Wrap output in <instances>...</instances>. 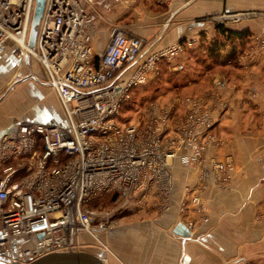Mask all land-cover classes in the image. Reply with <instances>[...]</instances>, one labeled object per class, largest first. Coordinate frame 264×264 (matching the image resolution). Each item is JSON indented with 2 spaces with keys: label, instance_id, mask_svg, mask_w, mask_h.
I'll use <instances>...</instances> for the list:
<instances>
[{
  "label": "built area",
  "instance_id": "2783aa9c",
  "mask_svg": "<svg viewBox=\"0 0 264 264\" xmlns=\"http://www.w3.org/2000/svg\"><path fill=\"white\" fill-rule=\"evenodd\" d=\"M117 1L45 0L30 47L36 0H0V60L10 44L18 56L36 58L65 114L61 123L26 120L0 136V256L7 264L80 249L82 235L110 252L98 233L116 225L122 203L107 207L91 201L110 191L119 192L121 202L154 190L168 194L175 162H200L214 140L215 114L200 96L178 102L185 111L174 124V103H150L143 123L121 121L134 89L164 60L183 70L187 49L197 38L143 51L139 36L113 24L110 41L97 55L95 24ZM247 14L215 17L237 21ZM253 39V50L264 58V38ZM232 169L230 158H211L202 176L225 186ZM193 202L204 208L199 196Z\"/></svg>",
  "mask_w": 264,
  "mask_h": 264
},
{
  "label": "crops",
  "instance_id": "0c3cea01",
  "mask_svg": "<svg viewBox=\"0 0 264 264\" xmlns=\"http://www.w3.org/2000/svg\"><path fill=\"white\" fill-rule=\"evenodd\" d=\"M222 12L248 14L222 22L215 17ZM245 19L247 26L235 27ZM113 24L139 36L143 51L196 37L194 46L187 49L186 66L198 61L199 55L208 63L229 68L212 75L215 90L211 95H187L202 97L216 118L211 130L214 140L202 160L191 166L176 161L168 194L154 190L143 199H117L122 209L116 225L98 233L110 252L86 235H82L80 249L99 254L106 264H264V58L262 53L248 50L249 39L264 37V0H119L95 24L92 42L97 55L110 41ZM221 26L236 32L233 41L239 50L233 59L228 48L222 47V55L212 56L200 46L215 38L223 40ZM14 56L10 44L0 66L9 57L14 62L10 64L19 65ZM21 60L20 65L28 64L26 56ZM37 72L38 80L26 82L39 89V82H47L43 68ZM217 89L224 104L218 109L211 103ZM54 94L58 105L53 110L39 111L35 117L23 113L8 124L0 121V136L26 120L63 122V106ZM211 158L231 159L234 168L225 186L216 178L202 176ZM194 196L203 202L202 210L193 202ZM0 264H7L1 256Z\"/></svg>",
  "mask_w": 264,
  "mask_h": 264
},
{
  "label": "rangeland",
  "instance_id": "374dc122",
  "mask_svg": "<svg viewBox=\"0 0 264 264\" xmlns=\"http://www.w3.org/2000/svg\"><path fill=\"white\" fill-rule=\"evenodd\" d=\"M248 22V19H245L242 23H236L235 27H245ZM251 41V39L248 40L250 46L248 50L250 51L253 50V41L250 43ZM25 56L28 60V64L25 63L27 67L20 65L21 59ZM25 56L20 57L15 54L14 57L19 60V65L10 64L9 62H14L9 57V64L5 62L0 66V121L6 124L23 113L35 117L39 116V111L48 113V111L55 108V105H58L54 91L48 86L49 84L47 85V83L43 82L42 85L39 82L37 87L41 88V91L26 82L27 80H34V78L38 80L35 72L38 71L37 73L40 74L42 66L32 55L27 53ZM247 59L249 58L247 57L244 60ZM2 60H0V63ZM187 63L183 70H177L172 62L162 61L158 71L154 72L145 83L134 89L131 99L123 108L121 121L125 123H143L148 117L147 108L150 103H156L158 106L174 103L176 108L171 116V122L174 124L185 111L182 103L178 104V102L190 94H210L215 90L213 80L215 76L212 75H215L218 71H226L229 68V66L225 65L220 66L216 63H208L203 58L198 59L194 63ZM32 65H35V67L33 68ZM43 90L46 92H43ZM219 92L221 91L215 92V96L211 100V103H214L217 109L224 107L223 101L219 99ZM74 104V102H71L70 106L73 107ZM227 106H229V102H227ZM230 162L232 163L231 159ZM114 198V194L107 192L96 200L95 204L111 207L117 203V198L115 200Z\"/></svg>",
  "mask_w": 264,
  "mask_h": 264
},
{
  "label": "water",
  "instance_id": "95a60500",
  "mask_svg": "<svg viewBox=\"0 0 264 264\" xmlns=\"http://www.w3.org/2000/svg\"><path fill=\"white\" fill-rule=\"evenodd\" d=\"M45 0H36V5L33 13L30 33L29 46L34 47L40 19L43 15ZM3 133V132H2ZM182 225L178 228H183ZM188 231V230H187ZM187 234V233H186ZM42 234H39L41 236ZM19 264H106L104 259L90 250L86 249H69L58 250L46 253L35 259Z\"/></svg>",
  "mask_w": 264,
  "mask_h": 264
},
{
  "label": "trees",
  "instance_id": "16d2710c",
  "mask_svg": "<svg viewBox=\"0 0 264 264\" xmlns=\"http://www.w3.org/2000/svg\"><path fill=\"white\" fill-rule=\"evenodd\" d=\"M221 31H222V34H223V40L220 39V38H215L213 41H209L207 43L206 42H202L200 46L201 47L204 46L205 48H207L209 50V55H212V56L216 55L215 53H217V52H218L217 55H219V54L222 55V53H220L223 50L222 47H225L226 49L228 48V52L232 56V59H233V58L236 57L237 51L239 50L238 44L234 43V41H233L236 32L232 31L230 29H223L222 26H221ZM239 34L241 35V33H239ZM200 58H202V56L199 57V55H198L197 59H200ZM203 59H205V58H203ZM109 193L114 194V197H115L114 200L116 198L118 199L119 196H120V193L117 192V191H110ZM104 194L105 193H103V194L97 196L95 199H93L91 201V205H93V206H101V205H96L95 201L100 199Z\"/></svg>",
  "mask_w": 264,
  "mask_h": 264
}]
</instances>
